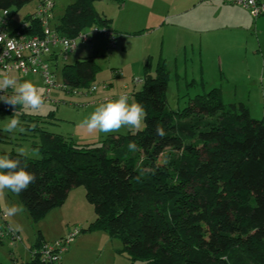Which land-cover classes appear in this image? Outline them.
<instances>
[{
	"label": "trees",
	"instance_id": "1",
	"mask_svg": "<svg viewBox=\"0 0 264 264\" xmlns=\"http://www.w3.org/2000/svg\"><path fill=\"white\" fill-rule=\"evenodd\" d=\"M29 1L0 0V8ZM94 1L74 0L55 30L75 38L95 25L110 28ZM34 15L23 19L34 23L33 34L42 30ZM99 69L95 59L82 58L64 66V82L89 90ZM169 78L165 59L153 68L148 58L136 93L147 112L141 131L78 143L36 126L40 142L33 147L41 158L26 161L37 181L20 194L24 206L37 220L83 185L96 212L89 230L120 238L133 264H264V118L254 119L244 103L226 105L219 87L192 98L182 112L170 110ZM130 140L141 156L128 150ZM141 161L146 171L137 180ZM45 242L38 238L32 250ZM25 264H41L39 255Z\"/></svg>",
	"mask_w": 264,
	"mask_h": 264
},
{
	"label": "rangeland",
	"instance_id": "2",
	"mask_svg": "<svg viewBox=\"0 0 264 264\" xmlns=\"http://www.w3.org/2000/svg\"><path fill=\"white\" fill-rule=\"evenodd\" d=\"M54 2L49 21L53 28L62 21L74 0ZM122 4L119 0L94 1L95 9L109 16L111 26L118 30L115 47L110 46L102 34L94 36V46L77 39L75 51H68L66 60L60 58L53 65L57 82L63 84L65 65L92 57L100 68L92 83L98 89L74 93L53 88L41 110L25 109L20 117L25 122L24 133L19 130L4 132L11 112L0 109V154L17 152L21 147L34 148L40 138L29 125L36 124V119L37 126L54 133L85 132L79 124L97 105L87 110L82 104L102 101L107 96L114 99L122 93L136 100L144 78L142 53L148 57L152 54L154 66L159 54L167 58L170 72L167 106L170 110L182 112L192 98L219 87L226 105L244 103L254 119L264 118V22L259 17L244 8L243 12L240 5L226 0H125V7ZM38 9L39 0H31L19 8L11 7V28L20 25L27 15ZM4 75L20 82L30 80L44 90L45 97L48 95L46 83L39 74L12 71L1 74L0 78ZM129 131L126 128L119 132L127 134ZM104 137L85 142L97 143ZM134 154L141 156L139 149ZM12 204L24 209L21 214L8 218L10 225L19 226L17 232L21 240L12 242L7 233L2 235L5 228L0 221V264H25L38 238L53 242L75 228L83 230L70 245L66 264H133L120 238L112 237L106 230H89L96 212L83 185L73 187L62 205L37 220L24 206L20 195L0 194V209L5 211Z\"/></svg>",
	"mask_w": 264,
	"mask_h": 264
},
{
	"label": "built area",
	"instance_id": "3",
	"mask_svg": "<svg viewBox=\"0 0 264 264\" xmlns=\"http://www.w3.org/2000/svg\"><path fill=\"white\" fill-rule=\"evenodd\" d=\"M230 3L238 4L246 8L254 17L264 14V0H226ZM54 0H39V9L35 12L34 18H39L42 23L40 33H31V21H22V23L11 28L12 16L9 8H0V75L17 71L23 74H39L47 86V96L52 92L53 88H64L74 93H80L82 89H71L65 83L59 84L56 80V71L53 67L54 63H58L60 58L67 59L68 51L74 52L77 47V39H81L84 43L94 44V35L102 34L108 40L110 46L115 47L117 43L116 34L106 26H92L81 31L77 37L70 38L60 35L55 28L50 26V14L54 8ZM76 45V46H75ZM75 46L73 50L72 47ZM94 89V90H93ZM97 85L91 87V91H96ZM3 93H0L2 95ZM113 99L107 96L102 101ZM0 109L11 112L3 102H0ZM4 212L0 211V221L4 230L1 234L9 236L12 242L21 240V236L17 231H9V224L6 221ZM74 230H78L75 231ZM65 236L53 241L45 242L40 249L32 250V254H38L41 264H45L43 254L49 253L46 264H60L62 256L70 245L75 241L76 237L81 233V229L75 228ZM70 238V239H69ZM60 241L59 247L56 242ZM51 257H56L52 260ZM23 264V263H21Z\"/></svg>",
	"mask_w": 264,
	"mask_h": 264
},
{
	"label": "clouds",
	"instance_id": "4",
	"mask_svg": "<svg viewBox=\"0 0 264 264\" xmlns=\"http://www.w3.org/2000/svg\"><path fill=\"white\" fill-rule=\"evenodd\" d=\"M76 46V45H75ZM75 46L72 49H75ZM9 90H11L9 92ZM94 90V89H93ZM0 102H3L11 109V115L7 117L3 131L6 133H14L16 130L24 133L26 128L20 117L24 115L25 109L38 112L43 108L46 102L44 90L35 85L30 80L18 81L16 78L4 75L0 78ZM19 106V107H18ZM147 112L142 103L136 101L128 94L122 93L114 99L99 103L94 110L84 118L79 127L85 129L88 133H117L123 128L129 130L141 131L144 128V122ZM36 124L29 125L30 129H35ZM156 135L161 139L167 135L165 128L161 124L156 125ZM128 150L132 153L138 151V145L135 141L128 142ZM17 156L23 157L13 158L10 153L0 154V194L11 192L20 195L27 191L30 185L36 183L37 176L30 171L26 163L29 158H41L39 148H18ZM137 176L139 180L146 171L144 162L141 161L136 166ZM24 211L23 207L17 204L8 206L4 215L7 218L15 217ZM171 216H169V219ZM19 226L13 227L9 225V231H18ZM78 231V230H74ZM70 239V238H69ZM60 241L56 242L59 247ZM49 258V253L43 254L45 264ZM55 260L56 257H51ZM227 260V257H222Z\"/></svg>",
	"mask_w": 264,
	"mask_h": 264
},
{
	"label": "crops",
	"instance_id": "5",
	"mask_svg": "<svg viewBox=\"0 0 264 264\" xmlns=\"http://www.w3.org/2000/svg\"><path fill=\"white\" fill-rule=\"evenodd\" d=\"M124 7H125V4L123 3L122 4ZM123 7V8H124ZM241 8L243 9L244 7H242L241 6ZM244 9H246V8H244ZM244 9L242 10L243 12H244ZM247 10V9H246ZM248 11V10H247ZM106 18H108L107 17V15L106 14H103ZM259 18H260V20L261 21H263L264 22V14L263 15H260V16H258ZM110 28H111V30L112 31H114L115 33H117L118 32V30L117 29H115V27H113V25L112 26H110ZM141 33H143L144 31H140ZM97 35V34H96ZM95 36V35H94ZM93 36V37H94ZM94 41H95V37H94V39H93ZM147 43H148V41H147ZM146 43V44H147ZM149 44V43H148ZM147 44V46L148 47H150L149 45ZM93 46H94V44H93ZM93 49V48H92ZM147 49H149V48H147ZM150 50V49H149ZM151 51V50H150ZM94 52V51H93ZM162 52V51H161ZM93 53H91V55H92ZM163 54H164V52H163ZM92 58V57H91ZM148 58H151V60H152V67L153 68H155L156 67V65L158 64V62L161 60V59H165V61H166V63L168 62L167 61V58H166V56L164 55V58L162 57V55L161 54H159V57H158V60H157V62H156V64H155V66H154V64H153V57H152V54H151V56H146V54H144V53H142V55H141V59H142V61H143V64L145 65L146 64V62H147V60H148ZM101 102H103V101H101V100H98V101H93V102H90L88 105H87V103L86 104H82V106L84 107V109H87L88 110V108L89 107H92L93 105H98L99 103H101ZM89 113V112H88ZM123 129H125V131H126V128H123ZM123 129H121L120 131H123ZM85 133V134H84ZM121 132H117V133H111V134H120ZM106 134H104V133H88V132H84V131H79V130H75L74 132H72V133H69V134H66L65 136H70V137H72L76 142H78V143H88V142H85V141H87V139H89L88 141H90V139H95L96 137H99V138H101V137H104ZM86 137V138H85ZM0 211H2V212H4V210H2V209H0ZM6 221H7V223L10 225V223H9V220H8V218L6 219ZM19 233V232H18ZM61 237H63V236H61ZM60 237V238H61ZM57 239H59V238H57ZM81 242H79L77 245H76V247L80 244ZM34 246V245H33ZM33 246H32V248H33ZM71 252V249H68L67 251H65L64 252V254H63V256H62V259H61V262H60V264H66V257H67V254H69ZM65 253H66V256H64L65 255ZM31 257H32V254H31ZM30 260H31V258H30ZM29 260V261H30ZM28 261V262H29Z\"/></svg>",
	"mask_w": 264,
	"mask_h": 264
}]
</instances>
